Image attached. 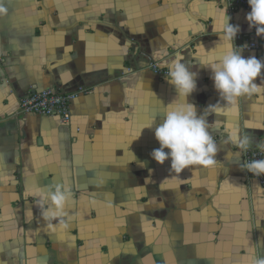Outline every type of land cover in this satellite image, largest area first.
I'll return each instance as SVG.
<instances>
[{
  "label": "crops",
  "instance_id": "crops-1",
  "mask_svg": "<svg viewBox=\"0 0 264 264\" xmlns=\"http://www.w3.org/2000/svg\"><path fill=\"white\" fill-rule=\"evenodd\" d=\"M4 6L0 264H254L264 258V193L246 181L239 149L224 142L230 129H239L264 145V96L241 98L236 109L208 117L220 124L213 132L221 161L215 169L176 174L170 160L160 165L151 155L160 147L155 129L165 107L178 99L164 61L182 55L199 73L188 100L202 115L220 96L211 70L200 63L223 53L217 45L225 13L241 34L249 32L246 10L229 11L225 0H4ZM165 51L157 60L154 54ZM242 55L264 61L253 52ZM149 61L164 73L149 71ZM43 89L88 93L72 105L68 125L18 114L19 100ZM250 149L264 151L257 144ZM56 186L73 193L67 227L59 220L49 226L39 206Z\"/></svg>",
  "mask_w": 264,
  "mask_h": 264
},
{
  "label": "clouds",
  "instance_id": "clouds-1",
  "mask_svg": "<svg viewBox=\"0 0 264 264\" xmlns=\"http://www.w3.org/2000/svg\"><path fill=\"white\" fill-rule=\"evenodd\" d=\"M248 4L251 8L247 15L249 26L256 30L258 37H264V0H248ZM7 12L4 0H0V16L7 15ZM225 16L219 35L220 43L217 45L223 48V53L214 62L200 63L211 70V78L214 80L220 101L209 105L202 115H198L197 106L188 100L197 91L199 73L190 70L193 65L184 62L182 55L164 61L168 69V82L175 87L178 99L165 107L163 123L155 129V138L160 147L151 155L160 165L170 160V170L176 174H182L186 169H215L221 161L217 159L220 148L213 132L219 129L220 124L216 121L209 123L208 117L219 115L226 108L236 109L241 98L264 96V61L255 56L247 59L243 57L242 53L247 45L241 48L235 45V39L241 29L230 23L231 17L226 13ZM154 55L157 60H161L168 54L165 51ZM257 78H260L259 84L255 83ZM152 124L148 127H152ZM224 142L234 145L240 154L246 153L253 144L264 147L252 136L241 134L239 129H230L228 139ZM244 167L256 177L264 176V159L253 160ZM72 197L71 190L63 186H56L54 191L50 188L43 194L39 206L49 226L51 221L55 220H59L62 227L68 226L64 218L68 216L66 209ZM254 264H264V258L255 260Z\"/></svg>",
  "mask_w": 264,
  "mask_h": 264
},
{
  "label": "built area",
  "instance_id": "built-area-1",
  "mask_svg": "<svg viewBox=\"0 0 264 264\" xmlns=\"http://www.w3.org/2000/svg\"><path fill=\"white\" fill-rule=\"evenodd\" d=\"M226 7L229 11L237 9L251 12L248 0H225ZM237 48L245 45L247 47L243 52H253L264 58V37H258L256 30L250 28L247 34L238 33L235 39ZM147 69L157 75L163 74L159 65L149 61ZM134 70L127 69L126 74L131 75ZM88 93L86 89H79L74 92H62L55 89L36 90L19 100L18 114L32 115L38 117H48L58 119L61 125H68L71 122V107L74 102L81 96ZM240 168L246 175L247 182L257 183L264 193V176L256 177L249 173L244 165L253 160L264 159V151L261 149H249L246 153L240 154Z\"/></svg>",
  "mask_w": 264,
  "mask_h": 264
}]
</instances>
